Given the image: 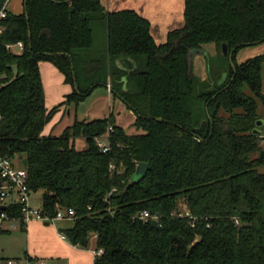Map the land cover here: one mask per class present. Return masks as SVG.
Returning <instances> with one entry per match:
<instances>
[{
	"label": "trees",
	"instance_id": "obj_1",
	"mask_svg": "<svg viewBox=\"0 0 264 264\" xmlns=\"http://www.w3.org/2000/svg\"><path fill=\"white\" fill-rule=\"evenodd\" d=\"M23 3L2 21L0 155L25 168L44 216L73 211L59 231L66 241L102 250L93 264H264V54L237 62L243 49L264 44V0H183V24L162 44L149 20L107 11L103 0ZM18 42L20 53L4 46ZM206 45L218 52L202 79L188 55ZM43 62L71 89L52 109ZM100 86L134 114L135 134L112 114L44 134L61 106ZM110 126L103 152L95 139ZM141 162L149 167L136 176ZM4 212L16 215L18 206Z\"/></svg>",
	"mask_w": 264,
	"mask_h": 264
},
{
	"label": "crops",
	"instance_id": "obj_2",
	"mask_svg": "<svg viewBox=\"0 0 264 264\" xmlns=\"http://www.w3.org/2000/svg\"><path fill=\"white\" fill-rule=\"evenodd\" d=\"M23 8H24L23 0L13 1L12 3L13 11L14 10L20 11L18 13L13 12V14L16 15L21 14L24 10ZM134 11H136L142 17L149 20L151 25V34L153 38L156 37L155 35H159L160 33H161V37L166 36L167 33L170 31L171 26H168L166 24H163L164 27H162V25L161 27H159V25L154 26L150 17L144 14L143 9L138 7V10H134ZM256 46L261 47V49H259L256 55L264 54V47H263L264 44L253 45L247 48H253ZM46 63L47 62L40 63V73L42 78L44 94H45L46 107L47 109H50L48 107V100L51 101L53 100V98L48 99L47 96L48 94L45 91V83H44L45 79L43 74L48 75L51 73L53 74V76H55L58 86L57 93L59 95H63L62 96L63 98L68 94L69 90L71 89L68 85L64 83L63 76L58 72V70L54 69L55 67L53 68L50 65H44ZM61 84L64 86L63 88L60 87ZM97 89L98 91L96 90L97 93L96 98H94L93 96L94 92L91 93V96L93 98L92 102L93 103L97 102L96 107L94 106L95 107L94 111L92 110L91 112V115H94L92 116L93 119L91 120L101 119L99 114L101 111H103L104 104H106V109L108 110L109 114L111 113L113 114L116 125L124 129L127 134H135L129 132L135 120L134 114L131 111H129L119 99H115L113 97L110 90H108V86H100ZM99 100H101L100 101L101 103L99 102ZM126 112H130V114ZM107 116L108 115L103 117L105 118ZM44 134L45 135L52 134L53 136H59L61 133L60 134L55 133L54 135V132L48 131V133H46L44 130ZM40 204H41V200H40ZM46 223L47 222L33 221L28 225V227L25 230L15 231V232H21L22 234L25 235L22 241V245L19 249L16 250L17 251L16 254L15 253L9 254L11 256H8L7 254L8 252L6 254H3L4 252L0 253V264H93L94 263L93 247H89V249L84 250L77 247H73L67 241L61 239L62 234L59 231L70 227L71 221H58L54 224L48 223L47 225ZM15 232H10L8 235H3V236H12L13 234H15Z\"/></svg>",
	"mask_w": 264,
	"mask_h": 264
},
{
	"label": "rangeland",
	"instance_id": "obj_3",
	"mask_svg": "<svg viewBox=\"0 0 264 264\" xmlns=\"http://www.w3.org/2000/svg\"><path fill=\"white\" fill-rule=\"evenodd\" d=\"M13 1L15 0H11L8 6L9 12L11 13L20 12L19 10L13 11L12 9ZM103 3L107 11L138 10L139 7L143 9L144 14L150 17L154 26L159 25V27H161L162 25V27H164L163 24H166L168 26H171L170 30H173L180 28L183 24V8H184L183 0H103ZM155 36L156 37L154 38V40L158 44H162L166 40V36L161 37V33ZM259 49H261V47L256 46L253 48H247L242 50L237 56V62L242 63L254 57L259 51ZM217 52L218 51L216 50V47L214 45H206L201 50H199L198 53L196 51L189 52L188 56H191V68L193 70V74L199 76L202 79H207L206 77L208 75V70H207L206 59L208 56H215ZM44 65H50L54 68V66L50 63H46ZM43 76L45 79L44 81L45 91L48 94L47 95L48 99L53 98V100L51 101L48 100V107L52 109L63 103L65 101V97L63 98L62 97L63 95H59L57 93V88H58L57 81L55 79V76H53V74L51 73L48 75L43 74ZM60 87L63 88L64 86L61 84ZM96 90L98 91L97 88L93 90L94 98L97 97ZM69 93H71V90H69L68 94ZM263 93H264V68H263ZM92 99L93 98L90 94L85 101L79 103L78 105L72 103V104H64L63 106H61L60 110L53 116L51 122L45 127V132L46 133H48V131L54 132V135L55 133L60 134L67 127L71 126L75 119L76 120L93 119L92 116L94 115H91V112L92 110L94 111L97 102L93 103ZM100 101L101 100H99V102ZM126 113L130 114V112H126ZM99 115L101 118H104L103 116L110 115L108 110L106 109V104H104V109L103 111L100 112ZM131 127L132 130L130 129L129 132L136 133V129L133 127V125ZM77 146L79 147V149H85L86 143L84 140H79L77 142ZM259 171L264 174V167L260 168ZM33 198H34V204L36 206H39L41 200V193L39 192L35 193L33 195ZM24 237L25 235L22 234L21 232H15V234H13L12 236H0V253L4 252L3 254H6L8 252L7 253L8 256H11L9 254H14V253L16 254L17 252L16 250L21 247Z\"/></svg>",
	"mask_w": 264,
	"mask_h": 264
},
{
	"label": "built area",
	"instance_id": "obj_4",
	"mask_svg": "<svg viewBox=\"0 0 264 264\" xmlns=\"http://www.w3.org/2000/svg\"><path fill=\"white\" fill-rule=\"evenodd\" d=\"M11 0H5L0 5V36L4 32L2 21L8 16V6ZM6 50L20 53L23 49V44L18 42L16 44H5ZM108 89L110 90L109 86ZM112 127H108L106 134L95 139L98 148L103 151H109L108 139ZM112 168V167H111ZM27 172L25 168L15 163V161L4 158L0 155V207H5L0 211V230L5 232L23 231L33 221L47 222L54 224L58 221H71L74 213L72 210L61 209L58 210L56 215L52 218L46 217L42 214L41 205L34 204L33 193L27 186ZM12 204L18 206L16 215L6 214L5 209ZM140 219L145 221L149 218L147 212L139 215ZM62 240L66 241L64 235L61 236ZM102 250H93V255H101Z\"/></svg>",
	"mask_w": 264,
	"mask_h": 264
},
{
	"label": "water",
	"instance_id": "obj_5",
	"mask_svg": "<svg viewBox=\"0 0 264 264\" xmlns=\"http://www.w3.org/2000/svg\"><path fill=\"white\" fill-rule=\"evenodd\" d=\"M244 46H250V45H248V44H246V45H244ZM197 53L199 52V51H196ZM222 52H223V54L224 55H227V46L225 45V44H223L222 45ZM232 52L233 51H231L229 54H228V58H229V61H230V63H231V65H232V61H231V56H232ZM207 70H208V61H209V56L207 57ZM122 82H123V89L125 90V88H126V78H122ZM206 109H207V107H206ZM207 115H208V113H207ZM158 121H160V119H157ZM263 124V122L262 121H258L257 123H256V126L257 127H259V126H261ZM206 127V122L205 121H203L202 123H201V126L197 129L198 131H203L204 130V128ZM253 134H260V131H258V130H254L253 131ZM22 165L25 167L26 166V160H22ZM148 164H146V163H138L137 164V167H136V176H142L144 173H145V171L148 169ZM5 207H0V210H3ZM48 223H46V225H47Z\"/></svg>",
	"mask_w": 264,
	"mask_h": 264
}]
</instances>
